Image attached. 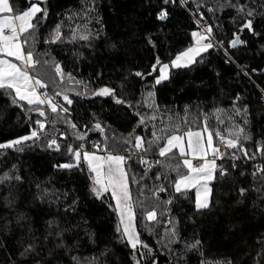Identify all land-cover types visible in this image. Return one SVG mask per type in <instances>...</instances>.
Segmentation results:
<instances>
[{
    "label": "snow or ice",
    "instance_id": "obj_1",
    "mask_svg": "<svg viewBox=\"0 0 264 264\" xmlns=\"http://www.w3.org/2000/svg\"><path fill=\"white\" fill-rule=\"evenodd\" d=\"M24 2L28 6L20 11L10 0H0V91L21 110L26 125L25 134L0 142V190L8 193L3 196L4 207L14 210L18 197L13 192L31 182L34 200L47 204L48 211L42 228L24 213L15 217L19 235L11 221L0 226L4 264H108L113 250L99 244L96 232L81 226L87 224L80 211L84 198L105 204L115 215V240L130 249L131 264H159L160 251L142 239L138 224L156 237L158 248L170 258L168 264H190L194 256L205 264L202 237L194 233L189 238L185 228L220 206L214 189L233 177L241 161L253 162L250 174L239 172L241 177L250 175L251 184L236 189V203H242L249 191L255 192L252 208L264 214V130L258 138L253 133L249 102L242 92L225 94L228 107L215 101L211 107L186 104L183 115L157 102L159 87L172 84L181 71L188 75L198 66L211 67L221 54L225 64L236 66L238 78L251 80L258 70L238 64L235 56L249 46L243 38L246 33L264 39V31H257L264 24V0H160L154 13L162 27L173 15L169 8L188 12L195 26L189 45L165 62L158 54L162 27L148 31L143 40L144 48L153 50L151 61L145 68L121 72L116 85L99 83L104 80L103 71L95 73V80L78 79L48 50L52 45L69 49L74 61L86 60V53L95 57L101 44L109 52L119 51L120 43L108 35L101 13L103 0H80L77 8L59 13L60 20L43 39L50 0ZM225 12L231 24L228 39L221 23ZM41 43L44 51H38ZM47 68L55 73L51 83L41 75L40 70ZM212 71L221 81V71L214 67ZM137 83L144 89L140 99H126L135 95L132 89ZM258 99L264 101V88ZM79 100L92 104L103 100L110 106L102 104L99 111L85 108L77 114L74 105ZM113 112L133 118L132 127L117 132L109 122ZM145 131H150V138L141 134ZM93 134L99 139L92 140ZM253 144L254 149L249 147ZM36 150L56 157L51 163L54 174L43 180L25 175L24 164L10 155ZM55 174L70 179L58 188ZM75 177L85 182L83 198ZM132 184L137 189L135 197ZM185 202L191 214L183 210ZM176 208L182 213L174 212ZM255 244V254L246 251L245 260L264 264V232ZM86 247L93 250L90 255L82 254ZM212 264H234V260L223 257Z\"/></svg>",
    "mask_w": 264,
    "mask_h": 264
},
{
    "label": "trees",
    "instance_id": "obj_2",
    "mask_svg": "<svg viewBox=\"0 0 264 264\" xmlns=\"http://www.w3.org/2000/svg\"><path fill=\"white\" fill-rule=\"evenodd\" d=\"M10 2L14 8L19 7L20 11L28 6L24 0H10ZM79 3L80 0H50V15L46 25L41 29V38L43 39L55 23L60 20L59 13L66 12L69 8H77ZM159 3L160 0H152V4L149 6V0H103L101 13L106 20L108 35L120 43L117 52H109L101 44L95 57L86 53V60L74 61L69 49L52 45L48 50L53 53L57 61L62 62L65 71H71L78 79L88 80L91 78L95 80V73L103 71L104 80L99 83L119 84L121 72L127 74L129 69L145 68L153 57V50L144 48L143 35L148 31H156L157 28L162 27L160 22L155 20L154 13V9ZM169 11L173 15L166 22L167 26L162 27L164 35L161 36L162 43L158 49V54L165 62H167L170 55L174 56L178 51L189 45V34L195 29L188 12L173 8H169ZM221 23L227 33L226 39L231 38L228 12L222 14ZM257 31H264V24L260 25ZM243 38L249 40V46L246 49H239L236 52L235 59L238 64H246L249 69L256 68L258 70L257 73L252 74L251 80L243 76L238 78L236 66L225 64L221 54L220 59H213L211 67L198 66L197 71L188 75L181 71L172 84L159 87L157 102L162 107L166 105L169 109L179 111L183 115L186 104L202 103L207 107H211L213 101H215L223 107H228L230 101L224 98L225 94L230 90L240 91L249 102L253 125L252 131L258 138L264 130V101L258 99L260 88H264V71H260L264 70V52L261 51L264 39L253 38L247 33ZM45 48L46 46L42 43L38 45V51H44ZM213 67L221 71L223 76L221 81L216 80L212 71ZM40 71L45 81L51 83L55 79L52 68L41 69ZM204 84H207V87ZM256 85H259V87H256ZM67 86L62 85V87ZM143 90L137 83L136 87L132 89L135 95L126 97V99H140L139 93ZM102 104L105 108L110 106L105 104L103 100H96L94 104L87 100H79L74 106L77 108V114H82L85 108L99 111ZM109 122L117 132H123L125 128L130 129L135 121L131 117H126L124 112H120L118 115L113 112ZM25 131V118L21 110L13 107L9 98L0 91V142L25 134ZM141 134L150 138V131ZM91 139L98 140L99 137L93 134ZM249 147L254 149V144L249 145ZM10 155L13 161L18 158L24 164L23 171L25 175L31 173L32 180H43L54 174L51 163L56 159L55 156H49V154L39 150L25 151L23 154L12 153ZM252 163L239 162L240 167L233 177L214 189L215 198L221 202L220 206L213 213L198 218L196 225L188 224L185 228L184 234L189 238L194 233H198L202 237L205 264H212L213 261L223 257L233 258L234 264H251L250 261L245 260L244 253L251 251L255 254V250L258 248V245L255 244V238L261 232H264V214L252 208V202L256 199L255 192L249 191L242 203H236L238 199L236 189L240 186L246 188L250 186V175L241 177L239 172L247 171L250 174ZM134 171L141 173L140 168H134ZM55 177L56 187L58 188H62L70 179L64 174H55ZM75 179L77 191L80 192L83 198L85 182L80 177H75ZM130 187L135 197L137 194L136 185L132 184ZM34 192L35 188L31 182L21 185L19 190L12 194L14 197H18V200L14 210H10L3 205V196L8 194L7 190H0V226L6 221H11L15 234L19 235L20 230L16 228L15 217L18 213H24L31 218L32 223L38 228H42L43 219H47L45 213L48 211V205L40 204L39 201L34 200ZM224 193H228V195H224ZM190 208L191 206L185 202L183 210L191 214ZM80 211L81 215L87 220V224L81 226L88 231L96 232L99 244L101 246L106 245L113 250V255L108 258V264H131L130 249L116 243V217L106 205L99 201L84 198ZM174 212L182 213V209L176 208ZM75 220L79 221L80 217H75ZM137 228L138 231L142 232V239L160 251L159 264H168L170 258H166L163 250L158 248L156 237L143 232L140 224L137 225ZM80 235L83 236L84 233L81 232ZM92 251L91 248L86 247L83 249L82 254L90 255ZM4 260L5 257L0 255V264H4ZM190 264H199V258L194 256L190 260Z\"/></svg>",
    "mask_w": 264,
    "mask_h": 264
},
{
    "label": "built area",
    "instance_id": "obj_3",
    "mask_svg": "<svg viewBox=\"0 0 264 264\" xmlns=\"http://www.w3.org/2000/svg\"><path fill=\"white\" fill-rule=\"evenodd\" d=\"M257 162H259V161H257Z\"/></svg>",
    "mask_w": 264,
    "mask_h": 264
},
{
    "label": "bare ground",
    "instance_id": "obj_4",
    "mask_svg": "<svg viewBox=\"0 0 264 264\" xmlns=\"http://www.w3.org/2000/svg\"><path fill=\"white\" fill-rule=\"evenodd\" d=\"M260 94V93H259Z\"/></svg>",
    "mask_w": 264,
    "mask_h": 264
}]
</instances>
